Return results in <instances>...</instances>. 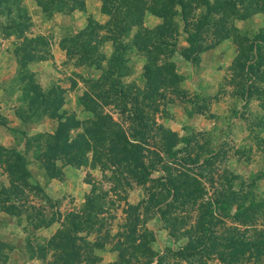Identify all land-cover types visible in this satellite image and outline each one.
<instances>
[{
  "label": "rangeland",
  "instance_id": "1",
  "mask_svg": "<svg viewBox=\"0 0 264 264\" xmlns=\"http://www.w3.org/2000/svg\"><path fill=\"white\" fill-rule=\"evenodd\" d=\"M177 1L0 0V146L23 156L30 181L42 186L51 199L31 194L19 216L0 210V264H51L57 253L53 246L41 255L31 252L29 243L49 239L61 222L35 228L27 217L31 205L43 214L54 211L63 217L82 208L92 185L108 195L104 225L97 232L79 233L95 245L90 250L94 263L88 264L117 261L118 245L134 251L126 238L134 213L138 234L143 238V230L151 232L152 251L167 253L168 264H264V0H183L185 10ZM206 14L199 34L204 51L194 63L180 52L189 48L186 29L193 32ZM162 24L160 39L167 45L155 49L154 63L168 64L179 91L160 85L163 96L150 102L141 96L157 87V79L145 78V64L152 58L141 49L142 43L159 40L148 32ZM31 79L44 91L55 90L62 101L59 113L81 123L71 130L73 135L94 117L81 104L85 92L107 96L96 98L97 103L129 135L140 126L132 122L128 108L118 109L127 97L133 100L143 110L142 124L148 128L143 137L148 143L145 159L156 162L159 153L163 161L155 163L150 176L168 177L169 170L178 177L174 197L171 192L160 208L153 207L148 197L165 194L153 181L139 184L130 178L128 184H116L109 170L93 163L92 151L80 165L55 160L59 174L50 177L40 160L44 147L32 139L53 132L58 119L38 112L22 121L15 113L18 97ZM163 130L177 134L174 148H169L171 136ZM182 137L187 141H180ZM28 138L31 143L26 146ZM170 149L179 151L178 160L169 158ZM196 157L199 162L192 164L189 158ZM7 184L1 166L0 188ZM187 185L198 186L201 193L187 195ZM198 205L213 210L210 225L217 240L191 259L180 260L172 252L186 246L188 237L197 236ZM228 238L247 241L252 248L232 263L235 252ZM137 250L142 260L141 248ZM126 259L139 264L128 254Z\"/></svg>",
  "mask_w": 264,
  "mask_h": 264
},
{
  "label": "trees",
  "instance_id": "2",
  "mask_svg": "<svg viewBox=\"0 0 264 264\" xmlns=\"http://www.w3.org/2000/svg\"><path fill=\"white\" fill-rule=\"evenodd\" d=\"M177 3L185 10L183 0H178ZM208 14L204 15L202 20L195 25L193 32H188L186 29V38L189 43V48H183L180 54L185 59L194 63L197 62L198 55L204 51L200 45L199 34L203 30ZM148 33L150 37L155 35L158 36L159 40L142 43L143 46L141 50H143L145 54L151 56L150 59L152 58L150 62L145 64V78L148 82L156 78L157 82L155 83L157 87L150 88L152 89L150 92H144L141 98L153 102L155 96H163V93L158 92V86L163 85V88H167L166 86L168 85L177 90L178 88L175 86L176 81L171 77L173 71L169 69L168 64L162 63V65H155L154 63L158 60L154 54L155 49L160 45H167L166 41H161L160 39L164 37V25H159L155 30H150ZM223 37H226V35ZM215 44L217 43L215 42L211 47L215 46ZM172 46L175 47V45ZM172 52H174V49L169 53ZM116 61H119L121 65L123 58L119 57ZM250 68H252V65H250ZM242 92L243 91H241L240 95L243 94ZM120 94L126 97L124 93L120 92ZM96 98L105 100L107 96L103 94H92L90 92H85L83 94L81 104L84 108L86 107L94 117L83 125L82 132L74 135L71 133V130L79 127L81 123L75 118H68L64 114L59 113L62 108L61 98L53 89L42 90L35 80L31 79L29 88L22 91L19 95L18 100L20 104L15 108V113L22 121L29 119L38 112L58 119L57 126L53 132L37 134L32 139V141L35 140L37 142L38 146L41 147L42 145V147H44L43 154L40 155V160L42 167L48 172L50 177L59 174L55 168V160L62 159L69 164L80 165L86 158V153L92 151L93 163L98 164L103 170H109L116 184H128L130 178L135 179L139 184L153 181L159 190L165 194L160 197L158 193H153L148 199L153 207L160 208L161 204H163L171 192L174 197L175 190H178L177 184L179 183V179L167 168L168 177L160 176L156 180L151 178L150 174L155 167V163H161L163 161L159 153L156 152V162L152 161L151 163H147L145 159L146 155L144 151L148 143L147 141L145 142L143 137L148 128L143 127L142 124L144 120L143 110H138L134 101L128 97L124 105L118 109L120 112H123L124 107L128 108L127 110L132 114L130 119L140 126L139 129L134 128L129 135L128 130L125 129L121 123L115 121L110 114L102 111L103 105L98 104ZM128 102L130 106H127ZM88 103H91V105ZM26 109L28 111H25ZM188 114L192 115L193 112ZM164 132V135L169 134L171 136L169 148H174L175 143L178 141L177 134L170 130ZM179 140L187 141L186 137H182ZM29 143H31L30 138L27 139L26 146ZM178 152L177 149H170L167 154L172 161H175L178 160ZM198 160L199 158L197 157L194 159L189 158L192 164L199 162ZM1 166L7 177L8 184L7 186L2 185L0 188V210L16 216L25 213L26 210L23 208L29 201L31 194H35V196H38L39 199L44 201H51L50 197L44 192L42 186L33 184L30 181L31 172L27 166V162L23 156L13 148L0 146V167ZM187 189H189L188 185L186 187V190ZM195 192L201 193V189L195 186L193 189L187 191V195H193L195 197ZM107 195V192L100 191L98 187L92 185V189L86 195V200L82 208L79 211H70L63 217L62 215L60 217V213L54 211L49 215L43 214L39 208H34V206L31 205L32 210L28 212L27 217L32 221L35 228L47 225L54 220H59L61 222V227L49 239L42 241V243H36L35 245L29 243L31 252H40V254L43 255V253L46 252L47 246H53L57 253H55L51 264H81L82 261H84V264H88V262L94 263L92 254H90L92 244L94 245V243L91 244L86 238L80 236L79 233L97 232L102 225H104L102 219L106 217ZM194 197H190L191 200ZM144 201L145 200L140 201L137 204L138 207H140ZM251 204V207L256 206L254 202H251ZM137 205L129 206L136 211L138 209ZM198 206L197 219L195 220L198 230L197 236L195 233L188 237L189 240L186 246L180 247L178 250L172 252V254L180 260L191 259L194 255L205 251L210 244L215 243L217 240V237L212 235L210 225L213 210L210 209L208 205ZM163 212L162 210L160 216L165 220ZM132 220L133 223L127 225L126 238L132 242L134 251L127 252V249H121L120 245H118L119 258L111 264H129L130 259H126L127 254L130 258L137 259L139 264H168L166 260L167 253L164 255H156L152 251L148 243L149 240H153L154 238L152 233L143 230V238L138 234L137 213L133 214ZM136 240L137 243L135 244ZM227 241L229 245L234 248L235 252L232 254V263L239 261L242 254L249 248H252L247 241H239L234 238H228ZM78 242H81V244ZM139 248H141L140 254L142 260L136 255V252H138L137 249ZM83 253H86V255L84 256Z\"/></svg>",
  "mask_w": 264,
  "mask_h": 264
},
{
  "label": "crops",
  "instance_id": "3",
  "mask_svg": "<svg viewBox=\"0 0 264 264\" xmlns=\"http://www.w3.org/2000/svg\"><path fill=\"white\" fill-rule=\"evenodd\" d=\"M217 46H218V45H217ZM217 46H216V47H217ZM213 50H214V48H211V49H209V51L207 50V53H208V54H212V51H213Z\"/></svg>",
  "mask_w": 264,
  "mask_h": 264
}]
</instances>
